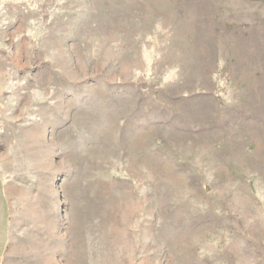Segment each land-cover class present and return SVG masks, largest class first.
<instances>
[{"label": "rangeland", "instance_id": "374dc122", "mask_svg": "<svg viewBox=\"0 0 264 264\" xmlns=\"http://www.w3.org/2000/svg\"><path fill=\"white\" fill-rule=\"evenodd\" d=\"M0 264H264V0H0Z\"/></svg>", "mask_w": 264, "mask_h": 264}]
</instances>
